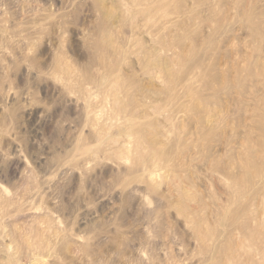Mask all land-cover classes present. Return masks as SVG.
Returning <instances> with one entry per match:
<instances>
[{
    "label": "rangeland",
    "instance_id": "obj_1",
    "mask_svg": "<svg viewBox=\"0 0 264 264\" xmlns=\"http://www.w3.org/2000/svg\"><path fill=\"white\" fill-rule=\"evenodd\" d=\"M0 264H264V0H0Z\"/></svg>",
    "mask_w": 264,
    "mask_h": 264
}]
</instances>
